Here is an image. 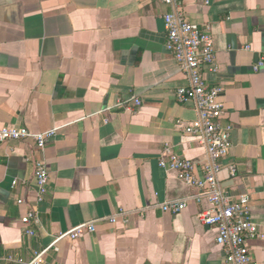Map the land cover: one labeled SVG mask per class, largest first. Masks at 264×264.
I'll return each instance as SVG.
<instances>
[{
    "label": "crops",
    "instance_id": "obj_1",
    "mask_svg": "<svg viewBox=\"0 0 264 264\" xmlns=\"http://www.w3.org/2000/svg\"><path fill=\"white\" fill-rule=\"evenodd\" d=\"M191 23L210 24L224 89L223 124L234 148L223 160L232 195L248 193L264 226V0H186ZM160 0H0V127L54 132L41 153L33 140L0 144V264L29 260L68 230L101 221L96 232L65 239L49 264H221L218 231L202 224L198 190L163 169L165 148L206 163V149L184 133L193 103L175 98L188 78L165 48ZM142 105L134 110L135 100ZM50 172L37 236L22 222L32 204L35 161ZM17 182V183H15ZM31 194V195H30ZM185 201L179 213L162 205ZM264 264V241H253Z\"/></svg>",
    "mask_w": 264,
    "mask_h": 264
},
{
    "label": "built area",
    "instance_id": "obj_2",
    "mask_svg": "<svg viewBox=\"0 0 264 264\" xmlns=\"http://www.w3.org/2000/svg\"><path fill=\"white\" fill-rule=\"evenodd\" d=\"M170 6L172 11L163 16L166 28L165 48L177 64L180 72L188 78V86L179 87L175 93L181 104L193 103L197 119L184 124L177 121L185 134L195 137L206 149L208 161L197 163L187 160L171 148H165L159 164L163 169L175 170L178 177L188 186L196 188L195 199L201 205L208 203L210 208H202L199 220L202 224L215 227L218 231L216 244L224 250L225 258L221 264H259L253 256V241H264V226L255 222L251 212V197L248 193L232 195L223 187V177L234 178L237 170L234 165H225L234 148L232 140L233 128L224 125L225 114L223 102L224 89L220 86H209L207 75L217 73V53L212 38L210 24L202 26L191 23L183 6L186 0H160ZM211 0H204L209 5ZM264 63L254 67L260 70ZM142 105L140 99L135 100L134 110ZM54 132L34 134L27 128L0 127V144L11 141L33 140L36 150L44 151L47 144L55 138ZM50 182V172L43 159L35 161L34 186L31 190L33 198L20 199L18 204H32L22 222L27 226L28 237L37 234L32 226L40 227L39 206L45 201ZM17 183V182H15ZM31 195V194H30ZM187 208L185 201L169 202L162 205L164 211L182 212ZM123 215L117 213L112 218L99 219L80 224L65 233L54 236L53 242L46 248L33 252L29 260L21 258L8 261L13 264H49L48 256L52 250L58 251V245L65 239L78 240L96 232V225L101 221L115 222Z\"/></svg>",
    "mask_w": 264,
    "mask_h": 264
}]
</instances>
